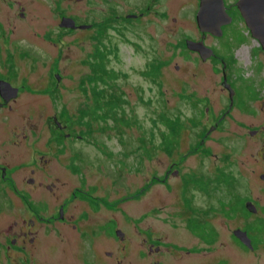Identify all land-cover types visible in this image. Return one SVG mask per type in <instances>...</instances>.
I'll return each mask as SVG.
<instances>
[{
    "label": "flooded vegetation",
    "instance_id": "af4514ba",
    "mask_svg": "<svg viewBox=\"0 0 264 264\" xmlns=\"http://www.w3.org/2000/svg\"><path fill=\"white\" fill-rule=\"evenodd\" d=\"M90 1L94 4L93 12L98 16L86 22L78 21L74 15L63 14L61 18L71 17L75 27H59L74 34L71 38L73 46H93L87 54L90 56L88 59H75V62L89 68V72L86 69L76 83L78 90L73 95L76 111L70 121L63 120L56 113L44 117L41 113L42 125L31 123L28 128H20L19 131V124L11 122L13 115L22 108L20 106L26 105L21 101L22 97L25 99V94H22L21 85L15 86L7 75L0 72L1 81H7L18 89L14 96L10 95L11 89L0 91V160L5 163H0V180L6 185L0 188L5 205H8L5 211L10 216L1 233L8 243L3 258L9 264H122L128 254L133 256V260L150 258V264H165L167 257L175 261L188 258L187 264L190 257H195L192 264H238L239 259L247 264L242 255H252L261 260L260 255L264 253V73L261 70L264 66V33L253 34L250 24L264 27V16H258L257 12H253L256 15L246 16L238 3L246 8H264V5L258 0H222L225 14L221 12L215 21L204 25L197 21L200 0H195L196 7H192L190 17L183 14L193 26L192 34L184 39L185 42L202 41L211 48L213 54L202 63L210 62V68L215 72L209 76L212 80L205 82L206 85L211 83V88L206 89H210L212 96L204 91L200 97L204 112L200 123L203 122L205 133L197 140L199 148H196V142L189 143L186 152L193 156L209 153L216 160L221 158L206 146L207 140H212L216 133H220L218 138L234 140L230 149L232 152H237V142L242 147L251 145L253 141H258L255 144L259 145L255 154L239 156L249 160L248 163L243 161V171L220 170L221 165L214 163L211 182L215 184V189L221 191L216 193V205L211 209L216 217L215 226H212L207 207L201 206L200 197L207 191L204 171L198 168L182 174L181 161L177 160L171 162L163 174L153 176L149 182L139 186L134 196L126 195V192L116 195L120 188H113L116 196L110 199V188L106 189L103 181L109 175L105 164L112 152L100 146L106 156L93 157L80 145L79 142H84L92 146L93 142L89 136L91 128H87L88 131L76 130L78 127H89L94 119L101 124L111 121L116 127L126 122L123 115L125 97L117 91L116 78L110 77V73L115 74L108 65L111 48L106 54L107 51L98 46H107L108 43L94 40L92 33L95 30L100 33L113 30L136 35L140 34L144 23L154 24V16L161 20L169 18L167 10L156 9L161 0ZM14 2L19 3L18 15L24 19L25 2ZM178 18L170 16L172 22ZM232 27L240 30V40L230 33ZM206 28H215L218 34ZM82 34L87 39L79 37ZM47 38L52 40L50 36ZM52 41L53 46H63L61 37ZM230 43L233 48L225 50L223 46ZM65 46L69 45L65 43ZM242 48L247 49L244 63L240 62L236 53ZM189 52L199 56L195 51ZM224 52L227 60L223 59ZM7 62L2 61L0 65L5 66ZM237 68L242 75L235 74ZM62 85L59 80L51 90H37L32 96L57 99L61 96L59 89ZM227 158L228 155H225L224 159ZM115 162L119 164L122 160ZM232 163L237 168L233 160ZM93 171L99 173L97 182L90 178ZM14 172L18 174L15 175L17 179L12 177ZM170 177L175 179L172 184H168ZM239 181L243 185L241 192L236 188ZM153 184L166 186L168 190L170 186L180 188L174 215L181 218L183 229L192 237L190 245L173 239L170 231L143 229L137 224L134 226L136 237L132 240L116 218L100 219L95 216V212L102 208L120 210V204L127 199L139 202L143 192L151 189ZM14 200L20 206H16ZM163 209L162 206L154 207L152 211ZM166 213L162 222L169 223L170 230L178 227L171 218L172 211L166 210ZM142 214L140 211L138 221ZM123 216L126 219L125 212ZM117 230L122 234L115 233ZM97 239L110 241L111 249L96 255L94 246ZM212 251H215L213 257L219 256L215 261L210 257ZM102 253L111 261L105 260ZM261 262L264 264V260Z\"/></svg>",
    "mask_w": 264,
    "mask_h": 264
},
{
    "label": "rangeland",
    "instance_id": "374dc122",
    "mask_svg": "<svg viewBox=\"0 0 264 264\" xmlns=\"http://www.w3.org/2000/svg\"><path fill=\"white\" fill-rule=\"evenodd\" d=\"M17 0H0V64L2 61L5 66L0 65V72L7 75L15 86H22L21 101L26 103L19 109L12 118L11 123L19 124L20 128L26 129L31 123L38 126L43 124L41 113L58 114L63 120L71 119L76 111L73 100L74 91H77L76 83L79 77L89 68L82 66V63L75 62V59H88L87 55L93 46H73L72 39L74 34L62 31L59 28L60 18L63 14H68L78 21H92V18L98 16L94 13L92 2L83 0H22L25 2L26 17L19 18L20 7ZM144 5V4H143ZM196 7L195 0H161L157 4L159 11L167 10L168 19L161 20L159 17H153L154 24H143L142 31L136 33L131 32L116 33L113 30H95L93 34L94 40L98 42H106L107 46H98L102 50H106V54L110 50L108 65L115 73L116 81L119 86L118 92H122L125 97V113L123 115L126 122L122 126H113L111 121L106 124L97 123L94 119L90 122L89 127H78L76 130H89L90 140L93 145L90 146L84 142L80 145L88 150V155L93 157H105L99 149L105 146L111 151V157L108 156L105 166L108 170V177L104 178L103 186L109 190L110 199L117 194L126 192V195L132 194L136 189L146 184L153 176H160L171 162L181 161L180 172L183 174L189 171H199L205 173L207 179L206 195H201L202 207H207L209 218L212 219V226H215L212 208L216 205V193L221 191L215 189V184L211 182L214 171V163L221 165L220 170L236 171L244 170L243 161L250 153H256L258 141H253L251 145L242 147L237 142V152H232L231 145L234 144L233 139L225 137L218 138L220 133H216L212 140H207L206 146L212 148L211 151L221 158H214L209 153L198 156L188 155L186 151L189 149V143L196 142V148H199L198 134H204L206 128L200 123L203 117V103L200 99L204 91L210 94L211 83L205 84L208 80H212L209 76H213L210 68V62L202 63L201 58L195 56L185 47V38L192 34L193 26L183 16L188 14ZM170 16L178 17L177 21L172 22ZM190 17V15H189ZM191 25V26H190ZM230 33L236 35L238 40L241 39L239 29L230 28ZM61 37L63 46H53V41ZM83 40L87 39L86 35H79ZM80 39V38H79ZM235 40V41H238ZM65 43L69 46H65ZM110 44V45H109ZM225 50L233 48V45L225 44ZM61 50V51H60ZM237 51L240 62L247 60V49ZM239 52V53H238ZM61 56V58H60ZM223 59L227 60V55L223 53ZM60 58V59H59ZM58 60V63H57ZM154 62H162L160 71L155 75H148V65ZM264 73V66L262 67ZM235 74L242 75L241 70L237 68ZM59 74L63 85L59 91L61 96L57 99H48L44 97L32 96L37 90H51L57 83L55 75ZM208 76V77H207ZM250 82L249 79H246ZM210 82V81H209ZM32 93V94H31ZM212 96V94H210ZM41 111V112H40ZM27 115L29 117H27ZM179 119L183 128L179 131L175 147L171 151L165 150L162 144L163 133L168 132V128L162 123V118ZM10 123V124H11ZM241 131V129H238ZM1 137V136H0ZM88 139V137H87ZM88 139V140H89ZM260 143V142H259ZM236 144V145H237ZM98 145V146H97ZM185 154V155H184ZM116 156V158L112 156ZM225 155H228L227 159ZM238 156V157H236ZM96 159V158H95ZM122 160V163L115 162ZM228 160V161H227ZM232 160L236 163L237 168L233 165ZM231 162V165L230 163ZM1 164H5L0 160ZM108 166V167H107ZM258 170V169H257ZM15 172L12 177L17 179ZM99 173L92 172L90 177L92 181L97 182ZM224 180L226 177H223ZM175 179L169 178L168 184L173 183ZM209 182V183H208ZM5 183L0 180V187H5ZM170 186V185H169ZM242 182L239 181L237 191L243 189ZM0 188V264H9L3 258L4 249H6L7 241L2 236V229L5 228L10 217L8 215V205H5V198ZM120 188V192H113ZM180 188L170 186L168 190L166 186L152 185L151 189L143 192L139 202L136 199H127L120 204L121 209L115 210L102 208L95 212V216L100 219L116 218L120 227L124 228L131 236L132 240L136 237V224L143 229L149 228L163 232L170 231L173 239L180 243L190 245L192 237L183 229L181 218L174 215V209L177 207L176 200L179 199ZM188 192L187 190H185ZM230 190H228L229 192ZM3 195V196H2ZM16 206L19 203L14 200ZM198 204V202H197ZM162 211H152L154 207H161ZM6 207V208H5ZM166 210L172 211L173 219L178 227L169 228V223L164 224L162 220ZM126 219H123L124 212ZM140 211L143 213L140 217ZM216 218V217H215ZM149 234V231H147ZM106 239V238H105ZM164 240H168L164 238ZM110 241L97 239L96 255L103 250H110ZM215 251L210 254L212 261L217 257H213ZM103 255V253H102ZM99 256V255H98ZM247 260V264H262L264 253L259 257L242 255ZM107 261L110 258L103 255ZM137 258V255H135ZM168 262L165 264H187V259L182 261L172 260L167 257ZM122 264H150L151 259L138 258L133 260V256L128 254L127 258H123ZM195 257H190L189 264H192ZM238 264H243L239 259Z\"/></svg>",
    "mask_w": 264,
    "mask_h": 264
},
{
    "label": "water",
    "instance_id": "95a60500",
    "mask_svg": "<svg viewBox=\"0 0 264 264\" xmlns=\"http://www.w3.org/2000/svg\"><path fill=\"white\" fill-rule=\"evenodd\" d=\"M253 1H256V0H253ZM257 2H261V5H264V0H258ZM238 6L240 7L241 11L246 16L249 14H253V12H257L258 16H264V8H248V7L246 8L244 5H240L239 3H238ZM198 8L199 10L197 12V19H198L197 21L199 22L200 25L212 23L213 21L217 19V17L221 14V12L224 13V7H223L222 0H200V7ZM253 15H256V14H253ZM258 18L259 17H257V19ZM74 24L75 22L71 17L63 16L60 19L59 27L74 28L75 27ZM215 26L217 27V25ZM250 27L252 29L251 32H253V34H257V33L263 34L264 33L263 31L264 27L262 26H257V25L253 26L252 24H250ZM215 28L214 29L206 28V30L208 29L212 31L211 33L218 34ZM185 47H187V49H189L190 51L197 52L201 60H204L213 54L212 49L209 47H206L202 41L187 40L185 42ZM55 78H56V81H59L60 75L56 74ZM9 89L12 90V92L10 93L11 96H14L15 92L18 90L16 87H12L9 82L0 80V91H6ZM235 232L237 233V231ZM115 233H117L118 235L122 234L121 231L119 230H117ZM243 234L245 235V233Z\"/></svg>",
    "mask_w": 264,
    "mask_h": 264
},
{
    "label": "trees",
    "instance_id": "16d2710c",
    "mask_svg": "<svg viewBox=\"0 0 264 264\" xmlns=\"http://www.w3.org/2000/svg\"><path fill=\"white\" fill-rule=\"evenodd\" d=\"M161 65L162 62H154L149 64L148 65L149 69L147 70V74L148 75L157 74L160 71ZM110 77L111 79L115 78V74L110 73ZM178 120L179 119L171 120L166 117L162 118V123L166 126V128H168V132L163 133V138L161 139L162 140L161 146L167 151H171L175 147L177 135L179 131L183 128L182 122L181 121L179 122ZM197 136L199 138L202 136V134H198ZM208 180L209 179H207V181ZM206 186H207V182H206Z\"/></svg>",
    "mask_w": 264,
    "mask_h": 264
}]
</instances>
